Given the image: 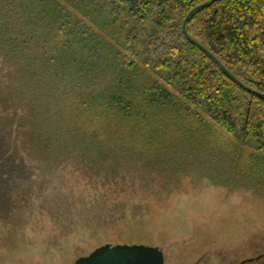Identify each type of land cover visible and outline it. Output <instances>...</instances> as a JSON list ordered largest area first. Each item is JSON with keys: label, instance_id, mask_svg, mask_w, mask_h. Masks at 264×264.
<instances>
[{"label": "trees", "instance_id": "trees-1", "mask_svg": "<svg viewBox=\"0 0 264 264\" xmlns=\"http://www.w3.org/2000/svg\"><path fill=\"white\" fill-rule=\"evenodd\" d=\"M208 1L0 0V224L27 209L36 170L45 179L71 164L118 185L138 165L146 176L142 160L155 147L156 171H180L169 151L205 150L219 129L233 167L246 149L264 165V100L182 32ZM186 32L264 93V0L216 1ZM248 184L264 196L260 180Z\"/></svg>", "mask_w": 264, "mask_h": 264}, {"label": "rangeland", "instance_id": "rangeland-1", "mask_svg": "<svg viewBox=\"0 0 264 264\" xmlns=\"http://www.w3.org/2000/svg\"><path fill=\"white\" fill-rule=\"evenodd\" d=\"M210 141L200 152L172 148L186 166L162 174L152 166L156 147L148 158L132 152L145 156L146 176L138 165L118 185L82 177L71 164L44 171L45 179L36 170L27 209L0 224V264H74L105 245L158 247L164 264H264V196L248 184L264 186V165L246 149L233 167L222 129Z\"/></svg>", "mask_w": 264, "mask_h": 264}, {"label": "water", "instance_id": "water-1", "mask_svg": "<svg viewBox=\"0 0 264 264\" xmlns=\"http://www.w3.org/2000/svg\"><path fill=\"white\" fill-rule=\"evenodd\" d=\"M216 1L210 0L198 6H195L185 17L182 24V32L185 37L200 50H202L209 58L239 87L247 92L256 95L264 100V93L258 92L244 86L237 80L207 49L201 44L190 38L186 32V25L190 17L197 11L206 8ZM252 259L242 261L240 264H245ZM74 264H164L163 252L158 247L145 245H105L95 249L86 257L77 259Z\"/></svg>", "mask_w": 264, "mask_h": 264}]
</instances>
